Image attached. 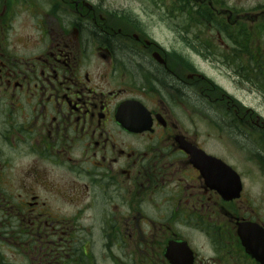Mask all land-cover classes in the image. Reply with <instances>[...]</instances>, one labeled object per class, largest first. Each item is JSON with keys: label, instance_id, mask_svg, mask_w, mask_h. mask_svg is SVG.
<instances>
[{"label": "flooded vegetation", "instance_id": "flooded-vegetation-1", "mask_svg": "<svg viewBox=\"0 0 264 264\" xmlns=\"http://www.w3.org/2000/svg\"><path fill=\"white\" fill-rule=\"evenodd\" d=\"M0 264H264V0H0Z\"/></svg>", "mask_w": 264, "mask_h": 264}, {"label": "rangeland", "instance_id": "rangeland-1", "mask_svg": "<svg viewBox=\"0 0 264 264\" xmlns=\"http://www.w3.org/2000/svg\"><path fill=\"white\" fill-rule=\"evenodd\" d=\"M113 1H117V2H121V3H124V0H113ZM159 19H161L160 20V22L159 23H157V24H155L157 27L155 28V32H157V37L159 38V40H161L162 42H165V44H167V45H171L172 44V39H173V37L176 35L177 36V34H178V32L177 31H175V32H173L172 30H170V28H169V24L170 23H173V22H171V21H168V19H164V14H160L159 15ZM168 28H169V30H168ZM189 31L190 32H193V33H195L196 32V34L197 33H200V34H202L203 32H202V30H200V29H198V28H196V25H195V27L192 25L190 28H189ZM180 36V35H179ZM178 36V37H179ZM202 35H200L199 36V38L201 37ZM179 39H180V37H179ZM192 41V44L191 43H189L188 44V47L190 48V47H194L193 49L195 50V51H198V50H200V48H202L203 47V44L202 43H198L196 46H194V40H191ZM226 69V68H225ZM220 73L221 74H224V69L222 68L221 70H220ZM251 89H250V87L247 85V91L249 92ZM248 96L250 95L251 96V94H247Z\"/></svg>", "mask_w": 264, "mask_h": 264}, {"label": "bare ground", "instance_id": "bare-ground-1", "mask_svg": "<svg viewBox=\"0 0 264 264\" xmlns=\"http://www.w3.org/2000/svg\"><path fill=\"white\" fill-rule=\"evenodd\" d=\"M198 43H194V46H196Z\"/></svg>", "mask_w": 264, "mask_h": 264}]
</instances>
